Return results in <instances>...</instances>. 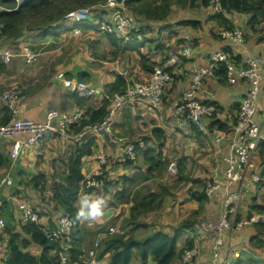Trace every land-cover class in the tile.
Instances as JSON below:
<instances>
[{
	"label": "crops",
	"instance_id": "0c3cea01",
	"mask_svg": "<svg viewBox=\"0 0 264 264\" xmlns=\"http://www.w3.org/2000/svg\"><path fill=\"white\" fill-rule=\"evenodd\" d=\"M176 6L189 11L198 9L202 17L170 20ZM210 15L208 8L201 6V0H195L193 7L183 8L174 4L163 24L167 26L165 29H157V23L140 17L142 21H137L144 26L148 35L144 36L141 43L133 41L124 45L117 44L112 38L92 28V22L103 19L101 8L96 9L91 21L79 25L72 21H61L48 32L44 28H34L16 40L0 38L2 48L18 51L26 45L39 54L32 64L21 57L11 59L6 65L0 62V94L6 89L23 91L25 98L20 104L19 116L39 123H45L46 115L51 111L63 115L87 108L97 109L103 97V88L115 80L118 69H128L135 79L147 80L152 70L160 66L166 57L180 53L185 37L193 42L191 56L182 57L174 69L163 103L157 110L150 109L143 100L134 102L118 111L109 133L92 137V153L82 159V173L88 176L97 168L95 159L101 152L109 160V164L104 167V174L110 183L107 191L84 194L102 196L107 202L103 217L95 221L80 220L95 234L94 243L106 238L102 231L105 227L109 226L110 233H122L130 229L129 225L123 226V229L120 227L131 207V202L128 204L123 201L124 197L130 200L133 192H155L161 195L157 206L152 212L138 218L137 224L140 226L133 236L135 239H144L159 232L169 236L177 234L176 257L170 264H179L178 255L185 248L192 247L198 250L195 264H264V230L255 224H240L241 220L256 213L264 215V180L259 184L251 180L252 175L264 179V138L250 158L251 170L247 172L246 179L229 184L225 176V158L235 149V146H231L232 141L239 143L233 131V121L242 99L254 85L258 88L254 121L262 128L264 137V66L258 67L259 79L254 83L239 76L237 72L243 66L234 60L237 55H241L243 61L246 56L264 54V39H258L264 35V31L256 33L247 29L248 17L245 15L227 14L231 27L243 33L242 43L237 44L222 36L226 29L209 20ZM186 19L199 21L200 25L197 28L176 25ZM261 27L264 28V24ZM101 50L105 58L99 54ZM219 51L226 54V59L212 77L204 78L202 91L196 95V99L202 103L215 104L217 112L214 118L204 117L202 128L198 129L176 115L173 104L189 88L194 69L207 65L210 57ZM230 64L235 67L233 83L227 82L225 78ZM221 67L224 69L223 75L218 73ZM57 71H63L69 79L82 81L98 93L86 99L78 97L55 80L54 73ZM6 122L7 114L0 102V125ZM154 127L164 133L162 160L165 163L174 162L177 175H171L168 169L162 170L153 179L125 191L121 177L131 179L138 173L144 174L148 166L142 157L131 165L121 164L117 159L127 141L144 139L148 147L157 150V142L151 132ZM215 131L226 135L219 146L213 140ZM26 139V134L18 133L13 141L0 140V181L5 177L12 181L10 186H0V220L3 222L0 227V264L8 257V231L19 232L20 225H23L17 212L19 204L35 210L43 228H53L56 214L51 210L48 212L45 203L49 192L34 188L31 179L38 173H44L50 186L66 171V155L75 147L70 138L49 139L37 146L27 144ZM14 142L19 143L20 151L12 164L10 153ZM179 169L182 171L180 181ZM199 169L202 174L197 172ZM127 193L131 194L127 197ZM232 193L239 197L226 209L225 201ZM76 206L78 208L79 199ZM223 220L226 223L224 225L221 224ZM218 238L220 244L216 243ZM92 249L93 246H89L71 262L72 256L64 246L62 256L68 261L67 264H88L87 253ZM100 250L102 247L95 249L96 259L109 264L110 257L100 256ZM23 251H30L34 256L39 254L38 248L34 246ZM52 255L56 256L54 252ZM128 264H142L135 251ZM143 264H154L151 255Z\"/></svg>",
	"mask_w": 264,
	"mask_h": 264
},
{
	"label": "built area",
	"instance_id": "2783aa9c",
	"mask_svg": "<svg viewBox=\"0 0 264 264\" xmlns=\"http://www.w3.org/2000/svg\"><path fill=\"white\" fill-rule=\"evenodd\" d=\"M23 1L15 0L16 5L21 4ZM100 7L104 11V17L99 21H95L92 28L113 37L118 42L129 43L133 40H143V36L140 34L136 23V18L127 6V0H106ZM0 10L9 11L2 6H0ZM209 10L212 14L224 12L220 0H209ZM91 16L90 8H79L66 13L63 16V20L81 24L89 21ZM2 27L3 25L0 24V29ZM131 31H134L135 35H131ZM222 36L237 44L243 41L242 32L237 28L223 31ZM189 40L188 37H185L180 53L170 55L161 66L155 67L147 80H137L128 69H118L117 74L126 80L125 90L112 96L111 104L107 109V116L101 122L95 123L74 135L68 134L67 128L68 126L75 125L83 117V110L63 115L58 114L56 111H51L46 115L47 121L39 123L30 119L20 118V104L25 98L23 91L19 89L3 90L0 94V102L7 110L8 122L0 125V140L13 141L18 133H24L27 135V144L32 146H37L44 140L54 138H70L74 143L80 144L85 137L109 133L117 112L125 105L143 100L150 108L157 110L162 105L165 88L171 80L172 71L180 63L181 57H189L191 54ZM38 56L39 54L36 51L26 45L22 46L18 51L0 47V62L4 65L8 64L15 57H21L32 64L37 60ZM225 59L226 54L224 52H217L210 57L206 66H199L194 69L189 88L182 94V98L173 104L174 113L180 116L186 123L201 129L202 119L204 117H213L215 114L217 110L216 106L210 102H200L196 99V95L202 91L204 78L212 77L219 64ZM243 62L246 64V68H242L237 73L240 77L248 78L256 83L259 79L257 69L260 66H264V54L247 56ZM234 72V65L230 64L227 66L225 73L227 82H234ZM54 78L66 89L76 93L80 98L86 99L94 93H98L81 81L65 77L63 71L55 72ZM257 90L256 85L249 90L248 94L242 99L236 116L233 131L239 143L236 144V140L232 141L231 146H235V149L225 158V176L229 184H237L245 179L247 172L251 170L250 158L258 146V142L262 139V128L254 121ZM214 137L216 145H219L224 139V135L222 134L216 135L215 133ZM143 148L144 143L140 139L135 140V142L125 143L119 161L121 163L134 162L137 157V151ZM19 151V143L14 142L10 153L12 164L17 159ZM95 160L97 168L90 175L85 176V179L81 182L79 197L85 193L97 192L103 187L104 167L108 164V159L100 152ZM168 171L171 175H176V164L174 162L169 164ZM251 180L255 183H261L264 179L259 175H252ZM11 184L12 181L9 177H5L0 181V186H10ZM238 197L235 193L230 194L225 201V208L227 209L230 203ZM17 212L23 224L38 226L48 241L60 243L62 249H64V246L67 247V242L64 241L63 236L76 225L75 219L69 214L62 212L60 217L55 221L53 228L44 229L39 224L37 212L28 205L19 204ZM261 219H264L261 215H254L248 220H242L240 224L249 225ZM221 224L224 225L226 223L223 220ZM2 226L3 222L0 220V227ZM216 243H221L220 238L216 240ZM97 245L98 241L94 243L95 247ZM197 256V249L186 250L181 256L180 264H195ZM87 257L88 264H103L96 259L93 249L88 252ZM59 258L61 264H67L68 261L62 256V252Z\"/></svg>",
	"mask_w": 264,
	"mask_h": 264
},
{
	"label": "trees",
	"instance_id": "16d2710c",
	"mask_svg": "<svg viewBox=\"0 0 264 264\" xmlns=\"http://www.w3.org/2000/svg\"><path fill=\"white\" fill-rule=\"evenodd\" d=\"M104 1L105 0H25L22 4L16 5L15 0H0V6L9 10H0V24L3 25L0 29V38L4 40H16L21 37L24 32L34 28H44L43 30L48 32L61 22L66 12ZM194 2L195 0H131L127 3L136 17V20L142 21L140 19V17H142L145 20L154 21L158 26L166 22L172 5L178 4L183 8L186 6L193 7ZM220 2L224 12L217 14L213 13L208 17V19L214 21L218 27L227 30L232 29L231 22L226 15L242 14L248 17L246 22L247 29L256 33L264 31L263 27L259 28V26L264 24V0H220ZM201 6L208 8L209 0H201ZM176 25H186L197 28L200 22L186 19L177 22ZM162 26L163 25L158 29ZM166 27L167 26L163 28L165 29ZM140 28L141 32L145 34L146 31H144V26L141 25ZM110 38L116 41L113 37ZM244 39H246V37ZM258 39H264V35L260 36ZM116 42L119 45L133 43ZM255 55L257 56V54ZM234 60L236 64L242 63V68H246V64L242 61L241 55L235 56ZM218 73L224 74L223 67L219 69ZM125 85L126 80L117 74L115 80L103 88V97L100 101V106L97 109H84L83 117L75 123V125L68 126V134H77L89 128L91 125L101 122L107 116V109L111 104L112 96L115 93L123 92L125 90ZM214 106L216 105L214 104ZM151 132L157 142V150L147 145L142 151V160L144 164L148 166L144 174L138 173L131 179L121 177L120 180L125 191L135 186H140V184L153 179L158 172L162 170L164 172L167 169L169 161L165 163L162 160L164 133L161 129L156 127L152 128ZM92 143L93 138L89 136L85 137L80 144L74 143L75 147L73 151L66 155V171L58 177V180L53 181L50 186L47 185V177L44 173H38L31 179L34 188L38 189L40 192L43 190L49 192V196H47L45 202L48 206L46 210H48V212L51 210L55 213L56 220L60 217L62 212L69 214L75 219V227L69 229L63 236L64 239H69L67 242V253L72 256L70 261L74 262L78 254L86 250L89 246L90 248L93 246V249L97 247L100 249V247H102V250L99 252L100 256L108 255L110 257L109 264H128L134 251L138 254L142 264L145 263L148 255H151L154 264H170L176 257L175 243L177 234L169 236L159 232L144 239H135L133 236V232L140 226L137 224L138 218L142 216V214L152 212L156 208L158 199L161 195L155 192L143 194L133 192L132 199L126 200L123 191V194L121 193L124 197L123 201L128 204L131 202V207L129 208V215L123 219L122 226L120 227L123 229V226L129 225L130 229L127 232L110 233L109 226L105 227L102 231L105 232L106 238L100 241L97 247L94 246L95 234L91 233L85 225L81 224L80 220L76 218V211L78 209L76 203L78 199H80L78 196L79 185L84 179V174L81 170L82 159L92 153ZM109 159L112 162V159ZM126 165H131V163L128 162ZM181 177L182 171L179 169V181ZM109 187L110 183L106 181V175L104 174L103 187L98 192L107 191ZM130 194L131 193H127V197ZM253 224L257 225L261 230H264V220H259L257 223ZM8 234V257L2 264H61L58 255L61 250L60 246L47 241L38 226L34 224H23L20 225L19 232L8 231ZM30 246L38 248V256H34L30 251H23L30 248ZM53 252L56 256L52 255ZM181 253L177 257L178 260H180Z\"/></svg>",
	"mask_w": 264,
	"mask_h": 264
},
{
	"label": "clouds",
	"instance_id": "9594fccd",
	"mask_svg": "<svg viewBox=\"0 0 264 264\" xmlns=\"http://www.w3.org/2000/svg\"><path fill=\"white\" fill-rule=\"evenodd\" d=\"M25 1V0H24ZM23 1V2H24ZM106 1V0H105ZM104 1V2H105ZM22 2V3H23ZM104 2H102V3H104ZM21 3V4H22ZM102 4H97V5H94V6H82V7H79V8H90V10H91V13H92V16H91V19H92V17H93V15L95 14V12H96V9L97 8H101L100 6H101ZM128 6V5H127ZM79 8H76V9H79ZM129 8V7H128ZM76 9H74V10H76ZM102 9V8H101ZM130 9V8H129ZM103 10V9H102ZM208 10H209V7H208ZM70 11H72V10H70ZM70 11H68V12H70ZM131 11V10H130ZM68 12H66V13H68ZM132 12V11H131ZM209 12H210V10H209ZM65 13V14H66ZM133 13V12H132ZM64 14V15H65ZM210 14H212L211 12H210ZM63 15V16H64ZM134 15V14H133ZM103 17H104V11H103ZM135 17V16H134ZM136 18V17H135ZM91 19L89 20V21H91ZM62 22H65V20H63V17H62V20H61ZM89 21H86V22H89ZM96 21H99V20H96ZM73 22V21H72ZM95 22V21H94ZM94 22H92V26H93V23ZM84 23V22H83ZM136 23H137V25H138V27H141V24L136 20ZM77 25H79V24H77ZM235 27H233L232 29H234ZM94 29V28H93ZM232 29H229V30H232ZM238 29V28H237ZM95 30V29H94ZM229 30H227L226 29V31H229ZM240 30V29H239ZM97 31V30H96ZM139 31H140V34L143 36V40H144V36L146 35H148L147 33H145L144 34V32L142 33L141 32V28H139ZM241 31V30H240ZM99 32V31H98ZM242 32V31H241ZM102 33V32H101ZM131 35H135V33H134V31H131V33H130ZM143 40H141V41H138V42H143ZM133 41H137V40H133ZM133 41H131V42H133ZM183 42H184V40H183ZM189 42H190V46H191V53H192V45H193V42L191 41V40H189ZM220 52V51H219ZM217 53V52H216ZM215 54V53H214ZM171 55H173V54H171ZM170 56V55H169ZM168 56V57H169ZM190 56H191V54H190ZM189 56V57H190ZM168 57H166V59L168 58ZM182 58V57H181ZM166 59H164V61H163V63L166 61ZM162 63V64H163ZM161 64V65H162ZM160 65V66H161ZM220 65V64H219ZM206 66V65H205ZM177 67V66H176ZM175 67V68H176ZM199 67V66H198ZM174 68V69H175ZM197 68V67H196ZM153 71V70H152ZM174 71V70H173ZM173 71H172V73H173ZM172 73H171V75H172ZM192 75H193V73H192ZM66 77V76H65ZM73 80V79H72ZM76 81V80H75ZM171 81V80H170ZM82 82V81H81ZM167 87V86H166ZM7 90V89H6ZM165 90H166V88H165ZM164 95H165V92H164ZM163 103V102H162ZM209 103V102H208ZM211 103V102H210ZM2 104V103H1ZM3 106V105H2ZM4 107V106H3ZM150 108V107H149ZM150 109H152V108H150ZM217 109V108H216ZM152 110H154V109H152ZM239 110V109H238ZM5 111H6V113H7V110L5 109ZM84 111V110H83ZM174 111V110H173ZM216 112H217V110H216ZM216 112H215V114L213 115V117H210V118H214V116L216 115ZM237 113H238V111H237ZM19 115H20V113H19ZM237 116V115H236ZM236 116H235V118H234V121H233V127H234V123H235V120H236ZM7 117H8V113H7ZM21 118V117H20ZM25 119V118H24ZM7 122H8V120H7ZM6 122V123H7ZM37 122V121H36ZM5 123V124H6ZM190 125V124H189ZM192 127H194L193 125H191ZM195 128H198V127H195ZM199 129V128H198ZM262 130V129H261ZM216 133V135L217 134H222V135H224V139H226V135H225V133H223V132H220V131H215V132H213V134H215ZM262 135V134H261ZM215 138V137H214ZM263 136H262V139L258 142L259 144H260V142L263 140ZM223 139V140H224ZM140 140H142L143 141V143H144V148L142 149V150H139V152L137 151V157H136V159H135V161L134 162H130L131 164H134V163H137V161H138V159L139 158H141L142 156H141V153H142V151L145 149V147L147 146V143H146V141L145 140H143V139H140ZM214 140V139H213ZM222 140V141H223ZM127 142H135V140L134 141H127ZM127 142H125V143H127ZM215 143V142H214ZM222 143V142H221ZM220 143V144H221ZM219 144V145H220ZM258 144V145H259ZM216 145V144H215ZM219 145H216V146H219ZM258 147V146H257ZM123 148H124V146H123ZM257 149V148H256ZM122 151H123V149H122ZM122 151H121V154H120V156L118 157V159H117V161L119 162V163H121L120 161H119V158L122 156ZM256 151V150H255ZM254 151V152H255ZM253 152V153H254ZM10 161H11V158H10ZM128 162H126V163H121V164H124V165H126ZM170 163H172V162H170ZM169 163V164H170ZM108 164H109V160H108ZM107 164V165H108ZM169 164H168V166H169ZM167 169H168V167H167ZM176 175H177V171H176ZM175 176V175H174ZM84 179H85V176H84ZM83 179V180H84ZM245 179H246V177H245ZM255 183V182H254ZM261 183H262V181H261ZM259 184V183H258ZM80 185H81V183H80ZM80 185H79V187H80ZM98 192V191H97ZM79 193V192H78ZM78 196H79V194H78ZM106 200L102 197V196H95V197H93V196H89V195H84V196H82L80 199H79V206H78V209H77V211H76V218L77 219H79V220H83V221H95V220H97V219H99V218H101V217H103V215H104V208L106 207ZM254 215H261L263 218H264V215H262V214H254ZM254 215H252V216H254ZM251 216V217H252ZM250 217V218H251ZM250 218H245V219H243V220H248V219H250ZM261 220H264V219H261ZM242 221V220H241ZM240 221V222H241ZM255 223H257V222H255ZM40 224V223H39ZM55 224V223H54ZM250 224H253V223H250ZM249 224V225H250ZM41 226V225H40ZM42 227V226H41ZM45 229V228H44ZM51 229V228H50ZM43 233V232H42ZM48 241V240H47ZM64 241L65 242H68L69 241V239H64ZM50 242V241H49ZM54 243V242H53ZM55 244H58L59 246H60V252H59V254L58 255H60V253L62 252V247H61V245H60V243H55ZM68 247V246H67ZM67 247H66V252H67ZM193 248H195V247H192V248H185L184 250H183V252L181 253V256H182V254L184 253V251H186V250H189V249H193ZM95 249L96 248H94L93 250L95 251ZM195 249H197V248H195ZM198 251V250H197ZM89 252V251H88ZM88 254V253H87ZM181 256H180V259H181ZM59 261H60V258H59ZM88 261V260H87ZM99 261V260H98ZM195 263H196V261H195ZM104 264V263H103ZM179 264H180V260H179Z\"/></svg>",
	"mask_w": 264,
	"mask_h": 264
},
{
	"label": "rangeland",
	"instance_id": "374dc122",
	"mask_svg": "<svg viewBox=\"0 0 264 264\" xmlns=\"http://www.w3.org/2000/svg\"><path fill=\"white\" fill-rule=\"evenodd\" d=\"M198 2H200V0H198ZM68 7H71V6H68ZM202 12L200 11V10H198V9H193V10H188V9H179L177 6L174 8V10H172V15L170 16V20H172L173 18H175V19H182V18H200V17H202ZM164 23H162V24H160V25H158L156 28L158 29L161 25H163ZM164 26H162L161 27V29L163 28ZM118 44V43H117ZM120 47H122V46H120ZM99 54L101 55V56H103L104 55V52H103V50H101L100 52H99ZM104 58H105V55H104ZM129 105H132V104H129ZM129 105H125V106H123V107H126V106H129ZM122 107V108H123ZM120 110V109H119ZM198 173H200V174H202V170H198L197 171Z\"/></svg>",
	"mask_w": 264,
	"mask_h": 264
}]
</instances>
